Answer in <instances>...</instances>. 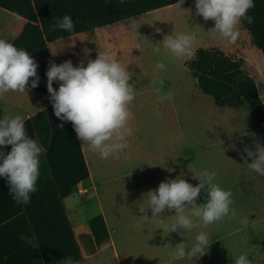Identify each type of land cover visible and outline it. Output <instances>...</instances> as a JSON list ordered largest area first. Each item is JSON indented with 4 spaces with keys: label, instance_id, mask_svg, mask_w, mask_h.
Returning a JSON list of instances; mask_svg holds the SVG:
<instances>
[{
    "label": "rangeland",
    "instance_id": "rangeland-1",
    "mask_svg": "<svg viewBox=\"0 0 264 264\" xmlns=\"http://www.w3.org/2000/svg\"><path fill=\"white\" fill-rule=\"evenodd\" d=\"M213 27L214 21H204L196 13L195 0H189L180 7L174 3L92 32L63 37V41L58 39L52 45L58 64L70 59L74 66L81 60L86 66L87 59H95L98 51L107 52L125 64L132 72L129 83L135 91V99L129 105L130 126L140 129L143 141L156 147L158 157L171 154L168 167L182 163L183 177L194 180V186L199 183L193 178L194 173L215 172L214 182L231 191L234 201L231 207L238 213L206 227L201 223L191 230L170 231L168 226L175 219V212L171 214L173 218L165 212L162 218L156 219L154 227L151 212H132L129 206L131 202L126 196L137 186L114 181L106 162L92 152L94 184L88 180L83 182L81 185L87 187V191L73 193L74 203L67 198V209L73 219H77L76 212L83 214L80 228L82 232L86 230V238L93 244L94 256L89 264H119L114 247H118L123 260L127 259L123 242L189 241L195 240L201 231L208 234V240L216 241V253L226 256V264H234V258L241 254L246 255L251 264H264V176L248 167L251 158L244 152L245 146L254 150L256 142L264 146V122L247 105H217L212 95L197 86L196 78L185 63L197 47L219 45L234 56L245 58V69L251 63L256 64L259 70L256 81L264 100V58L242 22L234 44L214 35L210 30ZM179 33L195 35L192 54L181 58L164 49L162 44L166 35ZM85 48L91 51L90 56L84 55ZM159 61L165 64L164 70L156 68ZM156 77L164 80L160 94H170L163 102L152 84ZM160 168L163 166H158L156 173ZM103 179L111 181L102 184ZM205 196L202 190L197 203L205 202ZM103 210L108 213L109 224L104 220ZM30 232L33 242L35 236L31 227ZM100 241H109L111 245L98 249L95 242ZM35 246L38 248L37 243Z\"/></svg>",
    "mask_w": 264,
    "mask_h": 264
},
{
    "label": "clouds",
    "instance_id": "clouds-1",
    "mask_svg": "<svg viewBox=\"0 0 264 264\" xmlns=\"http://www.w3.org/2000/svg\"><path fill=\"white\" fill-rule=\"evenodd\" d=\"M183 2L177 0L176 5L180 7ZM254 7V0H195L197 15L204 21H214V27L210 29L213 34L233 44L239 37L241 21L253 23L248 11ZM74 28L75 23L69 14L52 25L53 31L60 29L70 33ZM194 40V34L179 33L166 35L162 44L164 49L181 58L192 54ZM84 55L90 56L91 51L85 48ZM156 68L164 70L163 61L157 62ZM37 69L38 63L27 50L0 38V96L9 91L23 93L29 84L32 88L37 87ZM46 76L55 116L71 122L77 138L101 159L118 158L128 147L126 138L133 134L129 105L135 99V91L129 83L132 72L128 67L111 54L98 51L95 59H87L86 66L84 60L76 66L70 59L60 64L50 62ZM54 82H58V90L53 86ZM152 84L156 86L155 92L160 94L164 80L156 77ZM169 96L160 94L159 100L163 102ZM25 119L22 115L0 118V177L6 180L13 199L27 205L31 194L37 191L40 156L45 149L26 134ZM8 146L10 151H4ZM244 152L251 158L248 167L264 176V146L256 142L254 150L245 146ZM193 178L199 181L195 186L183 175L161 181L158 188L146 193L148 207L139 211L146 213L150 209L151 219H160L165 211L174 210L175 219L168 226L170 231L191 230L200 227L201 223L206 227L225 217L238 215L231 207L234 204L231 191L214 182L215 172L203 170L194 173ZM202 190L206 193L205 202L197 203ZM207 246L208 234L201 231L190 250L179 243L173 255L178 259L187 257L193 260L203 256ZM65 264H74V261L68 258ZM234 264H251V261L241 254L234 258Z\"/></svg>",
    "mask_w": 264,
    "mask_h": 264
},
{
    "label": "trees",
    "instance_id": "trees-1",
    "mask_svg": "<svg viewBox=\"0 0 264 264\" xmlns=\"http://www.w3.org/2000/svg\"><path fill=\"white\" fill-rule=\"evenodd\" d=\"M174 3L177 0H123V3L121 0H0L1 7L26 19L23 30L11 43L34 57L38 63L39 83L33 89L49 96L46 72L50 62H54L50 42L80 32H92ZM254 4L248 11L253 23L241 22L264 58V0H254ZM66 14L73 18L74 30L70 33L60 29L53 31L55 21ZM185 63L196 78L197 86L212 95L217 105H247L264 122V100L256 81L259 76L256 64L251 63L245 69V58L236 57L219 45L197 47ZM53 86L58 90V82ZM31 119L36 140L45 151L40 156L37 191L31 194L30 203L23 206L45 264H65L68 258L78 264L83 259L82 248L46 154L52 139V123L46 109L37 111Z\"/></svg>",
    "mask_w": 264,
    "mask_h": 264
},
{
    "label": "crops",
    "instance_id": "crops-1",
    "mask_svg": "<svg viewBox=\"0 0 264 264\" xmlns=\"http://www.w3.org/2000/svg\"><path fill=\"white\" fill-rule=\"evenodd\" d=\"M25 23L26 19L23 16L0 6V38L13 42L23 30ZM60 39L63 41L62 38ZM54 43H57L56 40L50 42L49 46L53 60L58 64L54 54L56 49L54 50L52 46ZM41 109L47 110L52 123V139L46 154L67 208V198L74 203L71 196L73 193L83 194L87 191V187L81 185L83 182L88 180L94 184L96 180L92 168V151L77 138L71 122L61 121L55 116L49 95L28 86L23 93L9 91L0 96V118L5 115H22L26 118V134L33 139H36V133L31 117ZM61 124L62 127H60ZM132 129L133 134L126 138L128 147L118 155V158L110 156L108 159H103L102 162H106L107 171L112 170L114 181L117 180L119 184L125 186H137L130 190V195L126 196L128 202H131L129 206L132 207V212H137L140 208L148 207L146 193L149 190L158 188L161 181L175 179L177 176L183 175V164L177 163L174 168L171 164V167H168L171 154L164 153L158 157L156 147L143 141L140 129ZM4 151H10V146ZM158 166H163V169L160 168L161 171L156 173ZM130 169L135 170L130 171ZM186 180L190 183L194 182L188 178ZM110 181V179H103L101 183L107 184ZM192 184L194 185V183ZM111 200H114L113 197ZM141 202H146V204L142 206ZM136 203L139 205H135ZM67 212L82 248L83 259L78 264H89L90 259L94 256L91 252L93 244L88 242L86 230L82 232L80 228L83 214L76 212L77 219L75 221L69 209ZM146 212H151V210L147 209ZM165 212L171 215L175 211ZM103 213L106 224H109L108 213L104 210ZM171 217L173 218V215ZM145 222L147 221L145 220ZM150 224L151 222L148 221L147 225ZM152 224L155 227L156 219ZM30 227L33 229L23 203H17L13 199L6 180L0 177V264H45L39 247L35 246L37 243L35 233V240L30 241ZM179 243H183L186 250H190L195 240L123 242L121 245L127 249L124 251L127 259L124 260L118 247H114V249L119 264H226L227 262L226 256L219 252L216 253V241L214 240H208L205 254L193 258V260L187 257L184 259L174 257L176 245ZM109 245H111L109 241L95 242L98 249ZM114 246L116 245L114 244ZM138 249L140 251H137Z\"/></svg>",
    "mask_w": 264,
    "mask_h": 264
},
{
    "label": "bare ground",
    "instance_id": "bare-ground-1",
    "mask_svg": "<svg viewBox=\"0 0 264 264\" xmlns=\"http://www.w3.org/2000/svg\"><path fill=\"white\" fill-rule=\"evenodd\" d=\"M82 45V44H81ZM80 49H81V47H80Z\"/></svg>",
    "mask_w": 264,
    "mask_h": 264
}]
</instances>
